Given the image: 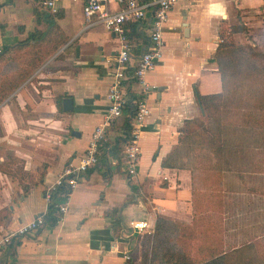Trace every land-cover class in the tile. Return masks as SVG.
<instances>
[{
  "label": "crops",
  "instance_id": "obj_1",
  "mask_svg": "<svg viewBox=\"0 0 264 264\" xmlns=\"http://www.w3.org/2000/svg\"><path fill=\"white\" fill-rule=\"evenodd\" d=\"M84 1L54 3V11L61 13L56 23L66 46L72 44L61 72H33L15 88L14 97L0 105V161L12 153L31 176L30 183H22L23 190L0 172V208L6 207L0 221V264H124L131 255L127 238L133 233L113 237L105 211L119 208L124 227L129 219L147 218V207L168 219L185 220L191 209L199 213L195 203L203 194L199 178L196 189L189 169L163 168L161 160L176 144L180 123L199 111L196 95L199 99L221 91L215 62L219 30L241 24L246 32L234 33L233 39L254 45L259 36L255 29L264 24V0H177L161 34L160 58L144 75L148 114L137 139L136 174L126 175L122 160L118 172L114 171L113 159L88 169L68 195L66 210L57 211L54 225L44 223L33 232L11 236L6 245L3 237L45 213V189L63 167L77 162L108 105L106 94L118 43L100 24L86 22L81 11ZM38 3L0 0V47L16 43L17 25L29 29ZM138 32L131 41L134 54L147 43L148 31L140 28ZM64 97L72 100L70 111L61 108ZM115 135L107 132L110 140ZM128 182L144 192L145 200L133 198ZM218 191L207 189L206 194L215 197ZM213 226L219 228L218 223Z\"/></svg>",
  "mask_w": 264,
  "mask_h": 264
},
{
  "label": "rangeland",
  "instance_id": "obj_2",
  "mask_svg": "<svg viewBox=\"0 0 264 264\" xmlns=\"http://www.w3.org/2000/svg\"><path fill=\"white\" fill-rule=\"evenodd\" d=\"M45 11L55 14L59 10L56 9L51 12L50 9H46ZM38 13L43 12L39 10ZM56 27L59 26L54 28ZM49 28L51 29L49 30ZM49 28H47L46 21L36 24L34 18L28 30L24 25L19 24L16 26L15 30L20 34L18 40L15 41L16 43L25 39L29 33L36 29L39 32L43 31L44 34L40 41L28 40L18 51L14 49L16 43L2 46L10 47L11 50L0 59V85L12 82V80H9L8 75L12 74L11 78L14 77L13 73H17L16 69L21 62L24 71L28 70V72L31 71L32 65H39L40 62L33 60L39 53L40 46L52 31L56 33V29H52V26ZM225 28L224 26L222 29ZM255 34L259 36L257 41H254V45L240 44L238 39H233L232 35L233 47H226L222 50V57L218 54L226 84L231 91L230 100L232 105L240 108L246 107L249 90L251 91L249 98L251 104L254 103V97L256 96L253 91H256L257 87H261L264 91V24H260L255 29ZM35 35H37V32ZM66 42L49 55L38 67L36 66L37 68L32 73L39 69L46 73H49V71L60 73L64 59L72 46V44L66 46ZM241 45L243 51L235 49L236 46ZM245 45H250L249 47L252 50H248ZM253 51L263 55H254ZM252 67L260 71L258 75L262 80L259 84H256L257 80L254 77L256 73L252 71ZM237 89L238 94L234 93ZM14 91L15 89L2 99L0 105L7 99L14 97ZM3 95L4 93L0 92V98ZM228 105L230 106V103ZM224 109L225 107L220 108L219 111L222 112ZM199 114L196 109L188 117L189 121L200 119ZM229 118H231L228 121L230 124L225 126L220 125L217 120H208L211 136L216 141L213 145H209L205 140L200 144L195 143L189 147L188 144H177L176 150L180 163H184V168L192 172L195 177L196 189L200 187L201 181L203 194L195 202L199 208V213L191 209L190 213L183 217L185 220L170 219L188 225L190 231L178 230L176 236L173 235L167 244L160 241L159 247L155 249L154 264H164L162 252H164L167 245L171 244H174L175 248L186 246L193 264L206 259L212 249L227 250L232 246L235 248H232L234 250L228 253L225 264H264V168L255 174H250L248 168L242 163V153L245 148H259L258 151L264 152V132L257 129L252 131L240 125L235 126L233 123L235 117ZM182 123L183 121L177 128V136H179L178 130L182 127ZM190 125L200 133L194 124L191 123ZM182 135L183 133L180 134V136ZM202 138L205 139V135L202 134ZM206 154L210 156L211 165L214 169H197V162ZM0 172L12 181H17L23 190L22 183H30L31 181V176L22 170L21 160L12 153L6 154V159L0 161ZM207 189H219V191L216 192L215 197H208L206 194ZM132 194H135L133 198L142 197L144 200L146 198L144 192L139 188L132 191ZM145 212L150 213V215L146 214L148 222L151 224L150 232L133 233L127 238V252L131 253V255H128V259H131L133 264H149L152 256L150 248L153 246V242L151 238L147 241L146 236L152 235L155 218L160 215L153 213L149 207L145 209ZM4 213H6V207L0 208V216H4ZM214 223H218L219 228L214 227ZM216 230L219 231L218 235L215 234Z\"/></svg>",
  "mask_w": 264,
  "mask_h": 264
},
{
  "label": "trees",
  "instance_id": "obj_3",
  "mask_svg": "<svg viewBox=\"0 0 264 264\" xmlns=\"http://www.w3.org/2000/svg\"><path fill=\"white\" fill-rule=\"evenodd\" d=\"M40 4H35L34 8L32 10V14L34 16V20L36 24H39L41 21L47 22V28L52 26V29H56V33L52 31L50 35L45 38V41L40 46V51L35 57L33 61L40 62L39 65L54 51H56L61 45L64 44L66 41V37L63 35L61 29L59 27L54 28L55 26H58L56 23V18L61 17L60 11L55 14H51L49 12H46L45 9L43 10L41 8V11L43 13H38L40 9ZM56 17V18H55ZM51 28H49L50 30ZM48 30V31H49ZM140 27L137 26V23H131L129 25V31L128 35L130 39L132 40L135 38L136 34H140ZM37 32V35H35ZM33 30L31 33L28 34V36L17 42L14 46L15 50H19L22 48V46L27 42L28 40H41L40 38L44 34L43 31ZM238 32H246V28L241 25H232L227 26L225 29L219 30V42L217 44L216 48V54H215V62L217 65V69L220 73L221 78V91L218 93L213 94H207V95H200L199 96V102L203 111V114H199L200 119L189 121V119L183 120L182 127L178 130L179 136L176 138V144L172 146L170 152L165 155L160 163V166L163 168H184V163H180V158L177 156V150L176 147L180 144H188V147L197 143L200 144V142H203L205 140L206 143L209 145H213L216 141H214V138L211 136V129L208 127V120L213 119L219 121V124L222 126L230 124L228 121L229 117H235L234 119V125H240L243 127H247L250 130H259L261 132H264V91L261 87H257L256 91H253L255 93L254 97V103H249V98L251 96V91H248L247 95V103L245 104L246 107H238L235 105H232V101L230 100L231 91L229 90L227 84H226V78L223 73L219 55L222 57L223 51L226 47H233L234 42L231 36L234 33ZM52 36V37H51ZM246 46V45H245ZM250 45H247L248 50H252L249 47ZM235 47V46H234ZM236 50L243 51V46H236ZM10 47H2L0 49V59H2L8 51H10ZM254 55H260L262 56V53L253 51ZM23 60V59H21ZM21 62V61H20ZM22 62L19 64V66L16 69L17 73H13L14 77L11 78V75L9 76V80H12L11 83L5 84L2 83L0 85V92L4 93V95L0 98V101L4 99L11 91H13L20 83H22L29 75L32 73V71L37 68L36 65H32V69L30 72L28 70L23 69V66L21 65ZM37 66V67H36ZM252 71L255 74V78L257 80L256 84H259L261 82V78L258 75L260 72L258 69L252 67ZM28 72V73H27ZM27 73V74H25ZM236 76V75H235ZM132 80L127 79L126 83L128 85L130 84ZM231 81V79H230ZM127 85V84H126ZM236 94L239 93L238 89L234 92ZM137 96L134 95V93L131 92V90L128 89L126 86V93H125V103L122 108V113L116 117L113 122L105 129L107 132H117L114 137L110 140L107 137V134L104 138V140L101 143V146H99V153L97 156V163L94 167L98 166L99 164L106 165L108 164V161L110 159H113L115 162V168L114 171L118 172V168L121 166V152L124 143L128 139L129 132L132 126V119L134 115L135 110V104L132 102ZM61 98V97H60ZM230 103V106L228 105ZM229 108H226L227 106ZM225 107L224 111H219L220 108L223 109ZM218 113V114H217ZM194 124L196 128L199 129L198 131H195V129L190 125ZM213 129V128H212ZM183 133L182 136L180 134ZM202 134L205 135V139L202 138ZM217 140V138H216ZM225 142V141H224ZM178 144V145H177ZM218 148V147H217ZM216 148V149H217ZM259 148H245L244 152L242 153V163L248 168L250 174H255L256 172L262 170L264 168V152L258 151ZM210 156L208 154L204 155L201 160L197 162L196 168L199 170H213V165H211ZM125 172V171H124ZM128 186L130 190L134 191L136 190V185L131 184L128 182ZM59 192L58 189L54 190L51 193L49 202L47 203L46 211L43 214V220L44 223H47L49 225H54L57 220L59 219V214H57V207L56 204L60 201V199L57 197V193ZM104 215L108 218H110V227H111V234L113 237L119 236L122 232L123 233H129V229L125 228L122 224V218L119 215V208H112L108 211L104 212ZM2 218H5V216H0V221ZM178 230L183 231H190V227L188 225L178 223L176 221L166 219L161 216H157L155 218L152 235L146 236V240L148 241L149 238H151V241L153 242V246H151L150 250H152V256L149 260V264H154L155 260H153L154 255L156 254L155 249L159 247V242L164 241V243H168L171 239V237L174 235L176 236V233ZM8 245V242L5 243ZM174 244L167 245L164 252H162V258L164 264H193L191 261L190 253L188 252V248L186 246H181L175 248L173 246ZM235 248L234 246L230 247L227 250H210L208 253V257L199 263L196 264H225L226 263V257L228 253H231ZM124 264H133L131 259H127L126 263Z\"/></svg>",
  "mask_w": 264,
  "mask_h": 264
},
{
  "label": "built area",
  "instance_id": "obj_4",
  "mask_svg": "<svg viewBox=\"0 0 264 264\" xmlns=\"http://www.w3.org/2000/svg\"><path fill=\"white\" fill-rule=\"evenodd\" d=\"M56 1L39 0V4L42 9L54 11ZM176 2L177 0H85L83 2L81 11L86 22L90 25L100 24L103 26L117 41L118 49L113 58L112 75L106 94L108 105L103 114L102 122L91 131L86 148L77 162L63 167L54 182L44 191V198L46 202H49L51 193L56 189L59 190L57 197L60 201L56 204L59 214L66 210V199L76 187L78 180L97 163L98 148L107 134L105 129L122 113L126 101V86L137 97L132 101L135 104V110L128 139L122 148L121 160L124 163L126 175L134 176L136 174L139 157L137 139L143 120L148 114L144 96L149 89L144 80V75L152 69L154 62L160 58L161 34L165 29L167 14ZM262 18L264 19V14ZM131 23H137L141 30L148 31L147 43L138 54L132 52V40L128 35ZM127 79L132 80L129 85L126 83ZM132 86L136 90L132 89ZM114 162L112 161V163ZM43 224V214L36 215L3 237L1 242L5 244L9 242L11 236L33 232ZM126 227L129 229V233H123L124 237L132 233H148L151 230H149L151 224L146 217L129 219Z\"/></svg>",
  "mask_w": 264,
  "mask_h": 264
},
{
  "label": "water",
  "instance_id": "obj_5",
  "mask_svg": "<svg viewBox=\"0 0 264 264\" xmlns=\"http://www.w3.org/2000/svg\"><path fill=\"white\" fill-rule=\"evenodd\" d=\"M77 50H78V48L76 47L75 48V53L77 52ZM196 101H197V105H198V108H199V112L201 114H203V111H202V108H201V105H200V102H199V99H198L197 95H196ZM61 108H62L63 111H70L72 109V100H71V98L64 97L61 100ZM71 134L78 136V133L75 132L74 130L71 131Z\"/></svg>",
  "mask_w": 264,
  "mask_h": 264
}]
</instances>
